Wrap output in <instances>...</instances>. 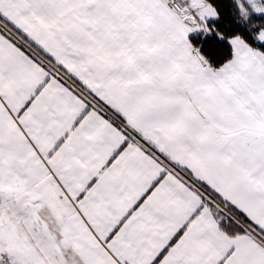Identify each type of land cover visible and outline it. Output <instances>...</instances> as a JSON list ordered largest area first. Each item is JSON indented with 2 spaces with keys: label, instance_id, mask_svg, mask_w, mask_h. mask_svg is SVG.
I'll return each mask as SVG.
<instances>
[{
  "label": "snow or ice",
  "instance_id": "obj_1",
  "mask_svg": "<svg viewBox=\"0 0 264 264\" xmlns=\"http://www.w3.org/2000/svg\"><path fill=\"white\" fill-rule=\"evenodd\" d=\"M0 264H264V0H0Z\"/></svg>",
  "mask_w": 264,
  "mask_h": 264
}]
</instances>
